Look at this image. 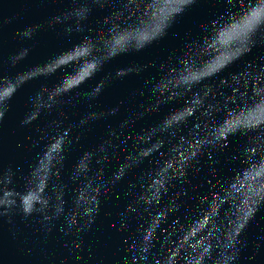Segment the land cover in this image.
<instances>
[{
    "label": "water",
    "instance_id": "95a60500",
    "mask_svg": "<svg viewBox=\"0 0 264 264\" xmlns=\"http://www.w3.org/2000/svg\"><path fill=\"white\" fill-rule=\"evenodd\" d=\"M246 7L0 0V264H264Z\"/></svg>",
    "mask_w": 264,
    "mask_h": 264
},
{
    "label": "snow or ice",
    "instance_id": "6c2138e0",
    "mask_svg": "<svg viewBox=\"0 0 264 264\" xmlns=\"http://www.w3.org/2000/svg\"><path fill=\"white\" fill-rule=\"evenodd\" d=\"M187 4H193L194 0H184ZM229 4L239 3L241 7L247 6L245 9L246 15L243 23L239 26H234L232 29L229 30V32L234 36L235 39L238 40H246L249 38V34L253 32L254 29H257V26H259V31L264 30V0H227ZM256 3V7L252 8V3ZM212 27H215L212 25ZM225 35L227 33L225 32H219V42L221 43H229V41L224 40ZM147 38V37H145ZM210 47H215L214 44H210ZM77 55H84L83 52H81L79 49H77L76 52ZM229 59L225 58V63L221 64L217 62L216 64L209 67L210 72H216L219 69L225 67L227 63H229ZM249 68L252 67L251 64L248 65ZM187 70V69H186ZM193 79H199V77L194 76ZM258 85L264 89V73L261 74L260 79L258 80ZM3 81H0V89L4 87ZM7 95V93L0 92V99L3 98V96ZM227 140V138H225ZM225 147L228 146L227 143L224 144ZM264 147V145H262ZM251 149V152L253 154V158L257 155V149L256 147L249 146ZM27 203V202H26Z\"/></svg>",
    "mask_w": 264,
    "mask_h": 264
},
{
    "label": "clouds",
    "instance_id": "9594fccd",
    "mask_svg": "<svg viewBox=\"0 0 264 264\" xmlns=\"http://www.w3.org/2000/svg\"><path fill=\"white\" fill-rule=\"evenodd\" d=\"M232 259L234 260V259H235V257H232Z\"/></svg>",
    "mask_w": 264,
    "mask_h": 264
}]
</instances>
